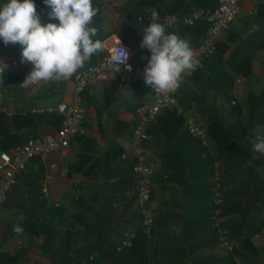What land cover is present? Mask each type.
I'll list each match as a JSON object with an SVG mask.
<instances>
[{"label": "crops", "instance_id": "crops-1", "mask_svg": "<svg viewBox=\"0 0 264 264\" xmlns=\"http://www.w3.org/2000/svg\"><path fill=\"white\" fill-rule=\"evenodd\" d=\"M109 2L111 4L108 3L102 12L105 30L111 29L113 22L116 21L112 7L115 4L123 5L125 0ZM185 2L190 11L179 15L167 13L159 15V18L161 23L171 25L167 31L176 32L189 42L196 57L199 55V46L195 47L193 43L195 37L184 29L187 24L178 20L168 23L166 18H181L198 9L213 11L219 6V0H211L206 5H199L202 0H197L198 4H195L194 0ZM151 17L152 14L145 18L143 33L151 23L149 21ZM253 26H256L255 31ZM253 32H258L255 39L242 45L245 57L239 67L246 74L237 75L229 98L222 91L215 89L213 84L215 70L205 67L192 75H185L180 88L175 92L185 109V117L192 115L205 127L209 145L204 146L200 139L188 133L185 129L186 118L185 126L173 119L165 123L159 122L149 132L147 140L141 144L144 150L143 160L156 163L153 174L155 187L150 206L162 225L155 236L157 239L155 244L161 249L184 248L185 245L191 244L202 256L225 257L228 254L227 250L219 246V240L217 244H212L207 233L203 220L204 213L207 207L211 206V201L213 206L215 205L212 207V213L216 204L213 194L211 196L207 192H202L201 188L210 186L213 192L216 163H219L221 174L222 199L223 191L229 187H238L244 179V174L242 175L237 154L234 155V152L230 151L220 153L222 144L223 146L226 144L224 132L213 128L216 132L214 137L208 130V123L211 119L220 117L227 123L229 131L238 137L244 136L253 141L256 127L248 128L247 125L246 128V122L258 118L264 120V111L259 117L257 114L250 116L255 99L253 94H259L264 88V0L243 2L240 15L232 22L220 41L218 52L223 56H229L231 49ZM203 39L202 37V42ZM119 43L129 47L132 61L136 66H140L143 61L147 63L150 59L149 49L143 48L142 56L139 46L132 48L118 34H112L105 40L106 55L113 45ZM4 45L6 44L0 39V47ZM21 53L22 45L11 43L0 50V61L8 62L12 58L22 60ZM208 57L204 58L203 65ZM85 68L86 64L82 69ZM27 76L28 71L25 68L7 71L6 84L0 87V152H12L17 144L28 139L42 138L57 132L62 123V115L56 111V107L63 101H73L75 93L73 81H41L24 87L22 83ZM125 93L129 95L126 97ZM83 97V105L86 108V135L73 139L71 145L60 152L36 156L29 162L28 167L17 175V183L9 192L10 195H15L12 198L17 199L22 207L26 200L40 206L36 216L41 221L59 224L58 230L62 237L59 236L56 247L61 243L65 246L78 247L85 235L89 236L93 232L94 212L97 206H100L98 193L110 208L112 229L109 230L112 233V240L120 241L127 231L139 233L142 230L136 194L138 180L133 170L136 157L132 132L138 118L137 108L153 102L152 87L145 81L136 84L122 82L118 76L113 75L108 81L88 86ZM123 153H127L128 156L122 158ZM81 155L89 157L88 159L83 157L85 163L82 166ZM209 156L212 163L207 165L205 159ZM248 164V162L244 164V167ZM170 165L174 168L171 169ZM65 168L68 169L67 172H63ZM188 172L194 182L192 188L195 190L185 195ZM48 174H51L52 178L48 181L50 197L46 200L41 198V190L42 180ZM223 182H229V185L226 187ZM15 208L13 205V212ZM3 212L4 208L0 206V213ZM185 212L188 215L186 224L180 226L179 222L183 221L182 215ZM221 217L223 221L226 219L222 212ZM13 225L15 224L5 225L0 219V254L13 255L18 251L15 241L18 234L7 235V228ZM70 230L71 236L64 239L63 236ZM38 238L34 236L30 239L29 236L30 245L25 246L28 253L22 260L23 264H53L51 254L40 245L44 238L42 240ZM251 244L263 247L264 231L253 235ZM27 258L29 260L25 262ZM250 260L253 261L249 262ZM237 262L264 264V259L251 255L246 249L237 257ZM97 264L116 262L108 257L100 259Z\"/></svg>", "mask_w": 264, "mask_h": 264}, {"label": "trees", "instance_id": "trees-1", "mask_svg": "<svg viewBox=\"0 0 264 264\" xmlns=\"http://www.w3.org/2000/svg\"><path fill=\"white\" fill-rule=\"evenodd\" d=\"M4 2H6V0H0V5ZM194 2L198 4L197 0H194ZM210 2L211 0H202L199 5H206ZM108 3L111 4L109 0L108 2L107 0H93V7L98 9L97 15L93 19V26L98 29L96 38L104 43L110 35L118 34L123 41L130 44L132 48H134L133 46H139L142 56H144L143 48L140 47L143 40L142 35L144 34L142 28L146 25L145 18L148 15L153 12L158 13L160 16L167 13L179 15L190 11V7L185 0H125L123 5L115 4L112 7L114 15L116 14V21L113 22L111 29L105 30L102 21V12ZM35 4L37 13L41 18V23L46 24L50 21L59 23L58 19L49 17L48 13L51 11V8L44 3V0H35ZM208 28V22L200 20L196 21L193 25H187L184 29L188 30L192 37H195L193 43L195 47H198L202 42V37L204 38V35H206ZM257 35L258 32L250 34L243 42L231 49L229 56H223L218 52V44L216 52L206 58L202 68L205 67L212 71L215 70L213 77L214 87L222 91L227 98L231 96L230 90L235 83L237 75L242 76L246 74V72L239 67L245 57L242 51V45H246L250 40L255 39ZM105 57L106 53L103 48V50L94 54L90 61L86 62V67L97 64ZM146 65L147 63L143 61L140 66L146 67ZM206 71L207 70H205V72ZM20 81H22V79H20ZM253 95L255 99L253 107L250 109V116L253 117V114H257L259 117L263 115L264 111V88L259 94ZM213 105L214 103L212 102V106ZM185 118V115H179L175 110H167L165 114L160 115L158 122L150 126L149 132H151L159 122L161 123L164 121L165 123L167 120L171 119L185 126ZM208 124V130L214 137L216 132L215 130L213 131V128L224 132L223 135L225 136L224 140L226 144L224 146L222 144L220 153L223 154L224 152L230 151V153L234 152V155L237 154L238 158H240L238 163H240L242 175L244 174V179L238 187H229L228 190L226 189L223 191L224 199L221 208L226 219H224V221L222 220V225L229 229V236L234 244V250L228 252L227 256H202L199 250L195 246H191V244L185 245L184 248L166 250L159 248L157 244H155V241H157L155 236L162 227L158 217H155L154 229L150 237L144 232L142 226V230L137 233V236L132 240V245L126 246L121 251H118L117 246L120 241H116V239L112 240V233L111 230H109L112 229L110 228L112 225V221L110 220V208L102 201V196H99V193L98 200L100 206H97V210L94 212L93 232L89 236L85 235L82 244L78 247H72L70 245L65 246L64 243L56 247L59 236L62 237V234H60L58 230L59 224L47 223L44 220L41 221L39 217L36 216V212L40 206L35 203H30L29 200H26L23 205L24 220L20 223L24 229L23 234H28L30 239L34 236H45L44 241L40 245L51 254L53 264H97L100 259L108 257L112 258L116 264H238L237 257L246 249L251 255L263 260L264 246H252L251 237L264 230V155L253 151L251 139L244 136L238 137L233 132L229 131L227 123L222 118L215 117L211 119ZM257 124L264 125V120L259 118L257 120L250 119L249 122H246V128L247 125L249 126L248 128H251L256 127ZM83 157L84 159L89 158L87 155H81L80 166L85 163ZM205 160L207 161V165L212 163L210 156ZM247 162L249 164L244 167V164ZM169 167L171 169L174 168L172 165ZM186 176L185 195H187V193L191 194L195 190L192 188L194 182L190 177V172H188ZM223 185L227 187L229 182H223ZM201 191L207 192L211 196L213 194L214 198L215 192L214 190L212 192L210 186L205 187V189L201 188ZM212 207L214 208L215 205L213 206L211 201V206L207 207L203 220L212 244H217L219 235L212 226ZM186 217H188V215L185 212V214L182 215L183 221L179 222L180 226L186 224ZM71 230L65 233L63 236L64 239H69ZM15 234L17 233L13 231V226H9L7 228V235L13 236ZM53 245H55L56 248H53ZM27 253L28 250L26 247L20 248L13 255L1 253L0 264H23L22 260ZM246 256H248V254H246ZM252 261L250 260L249 262Z\"/></svg>", "mask_w": 264, "mask_h": 264}, {"label": "built area", "instance_id": "built-area-1", "mask_svg": "<svg viewBox=\"0 0 264 264\" xmlns=\"http://www.w3.org/2000/svg\"><path fill=\"white\" fill-rule=\"evenodd\" d=\"M245 0H219V6L213 10L198 9L190 15L181 18H166L168 23L181 21L187 25H193L196 21L204 20L208 22L209 28L203 42L198 48L199 55L195 58L198 64L195 70L187 75H192L203 67L204 58L215 53L217 45L221 41L225 32L230 28L232 22L240 15L242 5ZM150 22L151 19H149ZM8 43L4 46L10 45ZM126 60L127 65H131V70L122 67L120 61ZM121 67L120 72L116 71ZM25 68L28 75L33 70L34 65L30 62H22L21 59L12 58L8 62L0 61V87L5 86L4 75L7 71H15ZM145 67L136 66L131 58L130 49L124 43L113 45L106 57L95 65L80 69L70 78H62L57 81L75 83V93L72 102L63 101L58 104L56 111L62 115V123L57 132L48 134L42 138L28 139L17 144L12 152H0V204L4 203L10 190L17 183V175L24 171L29 162L36 156L45 155L54 152H60L71 145L73 139L86 135V108L83 105V93L88 86L105 82L111 79L113 75L118 76L122 82L141 83L144 82ZM41 82V81H40ZM38 83V82H37ZM152 87V86H151ZM153 102L143 104L137 108L138 118L133 127L132 141L135 144L134 154L136 161L133 164V170L138 178L137 183V205L141 216V224L147 236H151L154 229L155 216L150 206V201L154 192L153 174L156 169L154 161H144V150L141 144L149 137V128L152 124L158 122L162 113L167 110H175L179 115H185V109L174 93H160L152 88ZM235 103V101H233ZM186 129L189 134L200 139L204 146H208V138L205 127L192 115H186ZM127 153L122 154L126 158ZM68 169H63L67 172ZM52 178L51 174L45 176L42 180V199L48 200L50 190L48 181ZM214 200L216 208L212 213V226L219 235V246L228 252L234 250V244L229 236V229L222 225L221 204L222 186L219 163L215 164V174L213 177ZM264 231V230H263ZM137 236L134 231L124 233L117 246L121 251L124 247L132 245V240ZM1 247V242H0Z\"/></svg>", "mask_w": 264, "mask_h": 264}, {"label": "clouds", "instance_id": "clouds-1", "mask_svg": "<svg viewBox=\"0 0 264 264\" xmlns=\"http://www.w3.org/2000/svg\"><path fill=\"white\" fill-rule=\"evenodd\" d=\"M44 3L51 8L49 17L59 23H41L35 0H6L0 6V38L5 44L22 45V62L34 65L22 83L24 87L70 78L105 47L96 38L98 29L93 26V19L98 9L93 7V0H44ZM151 21L144 29L140 45L151 52L145 67V83L160 93H174L183 77L195 70L198 60L189 42L178 33L167 31L171 25L161 23L158 13H152ZM126 60L127 57L120 63L130 71L131 65ZM252 145L255 153L264 155V125H256ZM13 231L22 235L24 229L15 224Z\"/></svg>", "mask_w": 264, "mask_h": 264}, {"label": "rangeland", "instance_id": "rangeland-1", "mask_svg": "<svg viewBox=\"0 0 264 264\" xmlns=\"http://www.w3.org/2000/svg\"><path fill=\"white\" fill-rule=\"evenodd\" d=\"M119 1H121V0H119ZM12 197H15V195L13 196V195H10L8 193L6 201L4 203L0 204V206L4 208V212L0 213V219L3 221V223L5 225L6 224H19V223L23 222V220H24L23 207L18 204L19 201H16L17 199L15 200V198H12ZM5 203L7 204L6 206H8V205L9 206L6 207ZM13 205H14V207H16L14 209L15 212L12 211ZM43 238H44V236H41L38 239L42 240ZM15 241H16V245H17L16 250H19L20 248H23L26 245L27 246L30 245L29 236H27L25 234L15 236ZM28 260H29V258H27V260L25 262H27Z\"/></svg>", "mask_w": 264, "mask_h": 264}]
</instances>
